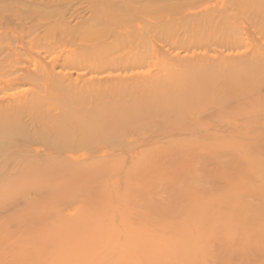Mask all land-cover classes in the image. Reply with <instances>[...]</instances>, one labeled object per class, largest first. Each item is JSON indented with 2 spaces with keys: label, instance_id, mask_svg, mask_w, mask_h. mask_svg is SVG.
<instances>
[{
  "label": "bare ground",
  "instance_id": "1",
  "mask_svg": "<svg viewBox=\"0 0 264 264\" xmlns=\"http://www.w3.org/2000/svg\"><path fill=\"white\" fill-rule=\"evenodd\" d=\"M72 1L0 0V264H264V0Z\"/></svg>",
  "mask_w": 264,
  "mask_h": 264
},
{
  "label": "rangeland",
  "instance_id": "2",
  "mask_svg": "<svg viewBox=\"0 0 264 264\" xmlns=\"http://www.w3.org/2000/svg\"><path fill=\"white\" fill-rule=\"evenodd\" d=\"M70 1H72V0H70ZM73 2H74V0L72 1V3H73ZM77 2H79V1H78V0H75V3H77ZM159 14H160V15H158V13H157V14H154V15L152 14V15H153L154 17H158V16L160 17V16H161V13H159ZM143 16H144V15H143ZM141 17H142V16H141ZM141 17H140L139 20H136V19H135V20H133V22L130 21V23H132V24H131L130 26L127 25L128 27L126 26V28H124V29H128V30H130V31H131V30L133 31L134 29H135V30H137V28L139 29V27H142V28H143L144 26H143L142 21L148 20L151 16L148 17V18H146V19H145V18L141 19ZM144 17H146V16H144ZM241 17L244 18V20H245V21L243 20L244 22L241 21L242 23H244V25L242 24V26H241V25H238V26H240V28L242 27L241 29H242L243 31L245 30V31H244L245 33L248 34V33L250 32V33H249V35H250L249 37H250V38H248V40H246V43H245V44H247L246 46H245L243 43H242V44L240 43V44H241V47H244V48H248V49H250V47H251V45H252V42L254 41L253 39H254L255 37H256L255 42H257V34H258V40H259L260 38L264 40V30H262V31H258V29L260 30V28L254 29V27L256 26V24L253 25L252 23H250V22H252V21H250V19H248V18H250L249 15H243V16H241ZM144 19H145V20H144ZM78 20H79V19L75 20L73 23L75 24ZM159 20H160V19H159ZM240 20H241V19H240ZM240 20H239V21H240ZM140 22H141V23H140ZM128 24H129V23H128ZM240 24H241V23H240ZM138 26H139V27H138ZM244 26L247 27V28H245ZM252 26H253V27H252ZM251 27H252V30H251ZM243 28H245V29H243ZM255 28H256V27H255ZM241 29H240V30H241ZM246 29H248L249 32H247L248 30H246ZM128 30H127V31H128ZM135 30H134V32H135ZM256 30H257L258 33L256 32ZM120 31H121V30H120ZM123 31H124V30H123ZM132 31H131V32H132ZM137 31H138V30H137ZM253 31H255V32H253ZM251 32H252V33H257V34H253L254 36H252V33H251ZM251 36H252V37H251ZM110 38H111V37H110ZM110 38H107V39H106V40H107L106 42H109V44H110L111 41L113 42L112 38H114V37H112L111 39H110ZM251 38H252V39H251ZM60 40H61V39L57 40V39H54V38H53L52 40H51V39H50V40H45V42H44V41H43V42L41 41L40 43H42V44L39 45L40 43H38L39 46H38L35 42H32V43L36 44L35 46H37V47L34 46L35 48H34V47L29 48V49H31V51L29 50V52H31V53H29V52L27 53V51H26V50L28 49L27 46H29V45H27V46L24 48V50L26 49V50H25L26 52L23 51V54H24V53H25L24 55H28V54L31 55V54H32V56L34 55L36 58H37V56H38L39 58H43L44 55L41 54V53H46V57L51 56L50 59L48 58V60H50V61H51V59H52V60H59V59L63 60L62 58H64L63 56L65 55V52L67 53V50L71 49V46H70V45H72V44H70V45L67 44V39H66V40H63L64 43H63L62 40H61L62 42H61ZM68 40H69L68 43H71V42H72L70 39H68ZM114 40H115V38H114ZM162 40H163V41L160 42L159 39H158V40L155 39V41H153L152 45L154 44V42L157 43V44H155L154 46H157V45H158L157 48H159L160 51H161V49H162V50H164L165 48L167 49V48H168V47H167V41H165V39H162ZM252 40H253V41H252ZM55 41H56V42H55ZM59 41H60V42H59ZM65 41H66V42H65ZM70 41H71V42H70ZM53 42H54V43H53ZM57 42H58V43H57ZM77 42H80V43H81V41H76V43H77ZM106 42L103 43V44H107ZM112 42H111V44H112ZM168 42H169V41H168ZM170 42H171V40H170ZM255 42H254V45H253L252 47H254V46L256 45ZM43 43H46V44H47V45L45 44V46H46L45 49L43 48V46H44ZM60 43H61V44H60ZM62 43L65 44V45H63ZM76 43H75V41L73 42V44L79 46V47H77L78 50L81 49V48H83V43H82V46H80V44H76ZM257 43H259V42H257ZM53 44H54L55 46H54ZM249 44H250V45H249ZM49 45H50V46H49ZM61 45H63V46H61ZM96 45H97V44H96ZM98 45H99V44H98ZM98 45H97V46H98ZM150 45H151V42H150ZM150 45H149V49H150ZM198 45H199V46H196V47H203V46H204V44H199V43H198ZM30 46H33V45L31 44ZM30 46H29V47H30ZM72 46H73V45H72ZM160 46H161L162 48H161ZM165 46H166V47H165ZM249 46H250V47H249ZM40 47H41V48H40ZM49 47L52 48V49H50ZM61 47H62V49H61ZM69 47H70V48H69ZM164 47H165V48H164ZM230 47H231V46H230ZM37 48H38V49H37ZM47 48H48V50H47ZM75 48H76V46L74 47V49L72 48L73 50H70L71 53H74V51H76L77 48H76V49H75ZM163 48H164V49H163ZM212 48H217V47H216V46H212ZM244 48H243V50H244ZM56 49H57V50H56ZM202 49H203V48L196 49V50H198V52H200V50H202ZM81 50H82V49H81ZM81 50H80V51H81ZM159 50H158V51H159ZM243 50H242V51H243ZM45 51H46V52H45ZM70 51H69L68 54H70ZM47 52H48L49 56H48ZM77 52H79V51H77ZM125 52H126V51H125ZM179 52H180V51H179ZM26 53H27V54H26ZM35 53H36V55H37L38 53H39V54L36 56ZM50 53H51V54H50ZM40 54H41L43 57H42ZM61 54H62V58H60V57H61V56H60ZM30 55L27 56V59H26L25 57H24V59H26V61H27L28 59H29L28 61H30V59H31V61H33L34 58H32V56H30ZM72 55H73V54H72ZM119 55H120V56H121V55H124V52H123V53L121 52ZM182 55H184L183 52H182ZM34 56H33V57H34ZM59 56H60V57H59ZM65 56H66V55H65ZM30 57H31V58H30ZM152 68H153V67H151L150 69H149V67H146V68L141 67V68L136 69V70H135V73H136V72L140 73V72L147 71V70H154V68H153V69H152ZM27 85H28V84H27ZM21 87H22V88L24 87V88H23L24 91H25V89H26V91H27V89H28V86L26 87V85H25V86L22 85ZM29 87H30V86H29ZM31 87H32V86H31ZM31 87H30V88H31ZM18 90H19V89H18ZM16 91H17V90H16ZM16 91H14L13 93H17V92H18V91H17V92H16ZM19 92H22V89H21V88H20ZM11 93H12V92H11ZM204 122H206L207 124H211V122H210V121H207V119H206ZM209 122H210V123H209ZM212 123H213V122H212ZM38 149H39L40 151H45L44 147H38ZM35 197H36V198H35ZM37 197H38V195L36 196V194L32 195V199H34V200H35V199L37 200V199H38ZM81 197H82V194H81ZM81 197L78 196V197H76V199L74 198L75 200H73V202H71L70 204H68V205L66 206V208L63 210V213H62V214H63V215H69V214L73 213L74 211L79 210V209H80V203L84 201L83 197H82V198H81ZM77 198H79V199L77 200ZM23 199L25 200V202H24ZM22 200H23L24 203H27V199H26V198H22ZM22 200L20 199L19 202L21 203ZM79 200H80V201H79ZM81 200H82V201H81ZM19 202H18V204H19L18 207H20V206L22 207V205H24V204H22L23 202L21 203L22 205H21ZM82 205H83V203L81 204V206H82ZM82 207H83V206H82ZM82 207H81V208H82ZM15 208H16V207H15ZM78 208H79V209H78ZM10 212H11V211H10ZM10 212H9V213H10ZM6 214H7V213H5V212H1V213H0V221H1V220H4L6 217H8ZM8 215H9V214H8ZM1 218H2V219H1ZM3 218H4V219H3Z\"/></svg>",
  "mask_w": 264,
  "mask_h": 264
}]
</instances>
